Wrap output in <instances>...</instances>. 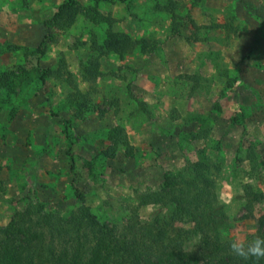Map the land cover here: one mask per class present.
Masks as SVG:
<instances>
[{"label": "rangeland", "instance_id": "1", "mask_svg": "<svg viewBox=\"0 0 264 264\" xmlns=\"http://www.w3.org/2000/svg\"><path fill=\"white\" fill-rule=\"evenodd\" d=\"M165 175L183 205L185 181L210 189L214 225L198 232L172 201H140ZM132 212L190 249L256 236L264 0H0V230L29 222L46 254L60 242L43 213L91 241L97 223L117 232Z\"/></svg>", "mask_w": 264, "mask_h": 264}, {"label": "trees", "instance_id": "2", "mask_svg": "<svg viewBox=\"0 0 264 264\" xmlns=\"http://www.w3.org/2000/svg\"><path fill=\"white\" fill-rule=\"evenodd\" d=\"M113 1V0H110ZM129 1V0H119ZM59 9H62L60 6ZM63 11V9H62ZM118 41H113L114 48ZM44 40L36 47L40 50ZM121 129L115 127L111 131V137L115 143L123 141L119 139ZM201 169L195 168L192 178H199ZM201 176V175H200ZM180 180V179H179ZM178 179L174 176H164L161 185L155 191L140 194L141 202L159 203L167 205L169 201L174 204L176 215H187L195 222L198 232H203V227L214 225L216 218L215 210L210 209V189L203 187L200 180L185 181L187 185L186 195L192 201V205H183L177 200L176 186ZM76 196L82 198V193L75 190ZM221 209V208H220ZM220 211V210H219ZM218 212V211H217ZM119 230L110 231L104 225H98V234L90 241L85 235L76 230L75 237L67 231H56L54 229L53 215L43 213L41 224L48 228L51 241L60 242L57 250L48 249L42 252L44 239L42 231L35 234L31 224L28 222L20 226L16 232L0 230V264H264L250 258L240 260L230 252L228 243L230 240L215 234L211 238L200 240L194 249L187 247V237L178 232L170 233L160 226L159 220L152 222H138V214L132 212ZM222 212L220 216H222ZM54 224H51V223ZM80 224V220L78 221ZM159 224V225H158ZM54 227H53V226ZM50 226V228H49ZM56 228V227H55ZM79 233V234H78ZM57 234V235H55ZM205 235H207L205 233ZM264 237V214L257 218L256 236ZM62 239L56 240L54 238ZM49 257V258H48Z\"/></svg>", "mask_w": 264, "mask_h": 264}, {"label": "clouds", "instance_id": "3", "mask_svg": "<svg viewBox=\"0 0 264 264\" xmlns=\"http://www.w3.org/2000/svg\"><path fill=\"white\" fill-rule=\"evenodd\" d=\"M228 247L233 255L242 260L247 261L250 258L256 262L264 260V237L259 235L250 240L244 237H235L229 241Z\"/></svg>", "mask_w": 264, "mask_h": 264}]
</instances>
